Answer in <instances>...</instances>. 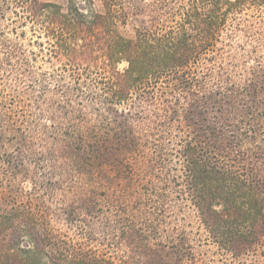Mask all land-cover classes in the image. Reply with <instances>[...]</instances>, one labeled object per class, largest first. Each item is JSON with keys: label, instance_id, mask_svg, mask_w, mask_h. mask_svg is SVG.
<instances>
[{"label": "trees", "instance_id": "1", "mask_svg": "<svg viewBox=\"0 0 264 264\" xmlns=\"http://www.w3.org/2000/svg\"><path fill=\"white\" fill-rule=\"evenodd\" d=\"M261 6L264 0H67L66 6L0 0V21L11 12L21 26H38L41 49L74 79L56 87L65 99L49 118L53 138L59 134L73 147V154L67 147L61 151L82 182L62 193L61 201L66 205L73 195L85 203L77 208L83 214L74 205L58 211L47 206L63 188L53 179L38 183L23 161L15 164L0 130V159L13 165L16 178L32 183L24 190L0 176V264H206L184 230L160 235L172 190L190 199L217 253L264 264V66L249 69L239 81L223 65L218 71L210 67L224 38L250 36V20L242 16ZM131 16L141 23L134 39L116 30ZM14 56L8 45L0 52V74L14 70ZM87 78L99 94L85 92ZM43 93L46 100L48 91ZM93 103L99 107L94 113L119 116L105 129L83 133L74 120L85 121ZM126 105L128 111L119 109ZM72 116L67 125L59 123ZM96 171L101 178L111 172L126 178L134 198L137 182L141 195L119 206L104 227H81L84 239L77 241L53 227L51 215L70 224L97 218V204L86 202L99 194L92 185ZM144 173L159 185L147 186ZM146 210L152 219L136 228L134 217ZM97 230L105 241L113 236L108 248H124L123 255L93 249Z\"/></svg>", "mask_w": 264, "mask_h": 264}, {"label": "rangeland", "instance_id": "2", "mask_svg": "<svg viewBox=\"0 0 264 264\" xmlns=\"http://www.w3.org/2000/svg\"><path fill=\"white\" fill-rule=\"evenodd\" d=\"M41 1L54 2L62 6H66L67 4V0ZM13 16L11 12H8L6 18L0 21V52L5 51L7 45L12 47L15 50L13 62L16 65L13 71L8 69L7 72L1 73L2 75L0 74V130L6 136L4 151L10 155L12 160L14 159L15 164L23 161L25 167L29 169L31 175L35 177L38 183L53 179L61 185L63 191L62 189L56 191L55 195L57 199L53 201L48 198L46 202L47 206L54 209V211H58L62 207H67L66 205H74L77 210L80 206L84 207L83 204H85L79 197L69 196L66 199V205L61 201L63 198L62 193L82 183L79 182L78 174L70 171L71 167H69L67 160L64 158L65 155L61 151L67 147L68 152L73 154L74 149L59 134V139L53 138L54 136L56 137V133L51 128L52 121L49 118V111L52 110L55 103L62 104L63 99H65L60 94V91H57L56 87L60 84L73 85L74 79L69 76V73L61 71L62 62L60 63V61L54 58H49L48 51L41 49L39 43L44 41V38L39 37L41 35L40 28L38 26L31 28L30 25L21 26L20 20L16 18L13 20ZM242 19L250 20L248 24V28H250L248 30L252 32L250 36H244L239 32L233 35L231 39L224 38L223 42L219 45L217 57L210 66L214 71H218L219 67L223 65L225 72L228 71V73L235 75L236 81H239V75H243L249 69L258 65L264 66V6L247 9ZM140 25L139 19L131 16L126 24L117 23L116 30L122 36L134 39ZM199 66H204V63H201ZM125 67L126 64L119 65L120 70H123ZM61 80L64 82L61 83ZM84 80L82 79V83H86L85 92L100 93L94 87L96 85L92 79L87 78ZM45 90L48 91V93H45L47 99L42 100ZM136 104L139 105L138 103ZM93 107L99 108L94 103L91 104L89 110L85 111V121L74 120V126L83 133L90 131V128L99 129L104 127L105 129L109 127L110 118L119 116L115 113H109L107 110L96 114L92 110ZM105 107H107L106 104ZM119 109L128 111V106H122ZM69 118L61 120L59 123L67 125L66 123L73 120V116L71 119ZM24 141H27V143L25 144ZM19 149L22 150L20 151ZM145 151L149 156L151 155L149 147H146ZM5 159V156L0 159V176L4 180V183L20 185V188L24 190L30 189L32 183L28 180L22 181L20 176L16 178L11 172L10 167L12 164L8 165ZM102 164L104 163L98 165ZM54 167L57 169L55 170L58 173L57 176L54 174L55 171L53 172ZM143 168L147 171L146 167ZM107 175L106 173V177L101 178L100 174L96 171L92 185H94L99 194L91 197V199L89 195L87 199L85 198L87 204L89 203L88 200L97 204L99 209L97 218H83L70 224V222L65 220V216L53 214L51 215L53 227L68 233L75 240L81 241L84 239V235L82 236L78 232L81 227H95L96 229L104 227L107 218L111 220L115 219L114 216L117 214L116 211L119 209V206L123 204L130 205L136 202V196L141 195L137 182L136 186L134 183L137 190L134 198V195L129 190L126 191L129 188L126 178H121L119 175L116 176L113 172L110 173V178H107ZM140 177V175L139 177L136 176V181ZM142 179L144 183H147V186L155 187L159 185L157 178H153L146 173H144ZM176 191L172 190L171 194H169L170 200L167 203L169 202L170 206L168 208L167 219L158 223L161 237H165L168 233H171L174 228H179L189 234L191 243L197 247L198 256L203 257L206 264H242L234 262L227 255L223 256L220 252L217 253V246L207 239L204 229L200 227L198 213L190 199L187 197L181 199ZM77 211L78 214H83L81 210ZM148 211L146 210L145 214H138L134 217L135 222L133 224L136 228H141V226L147 224L152 219ZM112 226L115 227L116 224L113 223ZM113 238L110 235V239L105 241L104 234L97 230L95 241L91 247L99 250L107 249L113 255H123L124 248L122 250L121 248L118 249L117 245H114L113 248H108L110 243H115L116 240H113ZM250 262V260L247 261V263Z\"/></svg>", "mask_w": 264, "mask_h": 264}]
</instances>
